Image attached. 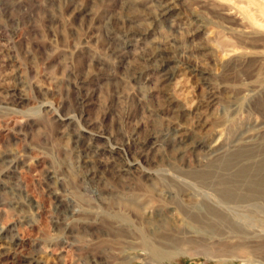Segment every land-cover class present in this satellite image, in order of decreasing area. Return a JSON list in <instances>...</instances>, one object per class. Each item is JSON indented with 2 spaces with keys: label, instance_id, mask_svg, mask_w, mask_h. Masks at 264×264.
<instances>
[{
  "label": "rangeland",
  "instance_id": "obj_1",
  "mask_svg": "<svg viewBox=\"0 0 264 264\" xmlns=\"http://www.w3.org/2000/svg\"><path fill=\"white\" fill-rule=\"evenodd\" d=\"M249 17L264 0H0V264H264Z\"/></svg>",
  "mask_w": 264,
  "mask_h": 264
},
{
  "label": "bare ground",
  "instance_id": "obj_2",
  "mask_svg": "<svg viewBox=\"0 0 264 264\" xmlns=\"http://www.w3.org/2000/svg\"><path fill=\"white\" fill-rule=\"evenodd\" d=\"M248 20H249V23L252 25V27L253 28H255V29H259V32L262 30L263 32H264V22H259V21H257V20H255L254 18H251V17H249L248 18ZM254 30V29H253ZM256 30V31H257ZM221 197V196H220ZM227 197V196H226ZM226 197H225V199H226ZM225 202V201H224ZM230 202V201H229ZM216 203L218 204V208H220V209H218L217 211L216 210H212L211 211V214L216 218V219H218V220H220V219H222V218H224L225 217V215H227V216H229V217H235V215H237L235 212H234V210L231 208V207H229V206H226L220 199H218L217 201H216ZM235 214V215H234ZM76 215V214H75ZM150 218V216H148V219ZM188 218V217H187ZM181 221V220H180ZM188 223V222H187ZM182 224V223H181ZM192 224V226L193 227H195V229L197 228V229H199V230H201V229H205L207 226H205V224H203V223H191ZM175 226V225H174ZM182 226V225H181ZM178 227H179V225H178ZM174 228V227H173ZM179 229H181V228H179ZM178 229V230H179ZM185 231V230H184ZM181 232V231H180ZM183 234H184V232H182ZM180 234V233H179ZM182 235V234H181ZM186 236V235H185ZM173 238V237H172ZM184 238V237H183ZM181 239V238H180ZM178 240V239H177ZM183 240V239H182ZM181 240V241H182ZM170 241V240H169ZM184 243L183 242H181L180 244L181 245H194V243L193 242H191L192 240H189V239H187V237H185L184 238ZM179 242V241H178ZM175 243V242H174ZM183 249H185V248H183ZM208 254H209V249L208 248H206V250H205ZM183 252V251H182ZM219 252V251H218ZM226 253V255H224L225 257H232L233 255L231 254V252H228V251H225ZM157 254H159V252L157 253ZM217 254V253H216ZM217 258V257H216Z\"/></svg>",
  "mask_w": 264,
  "mask_h": 264
}]
</instances>
